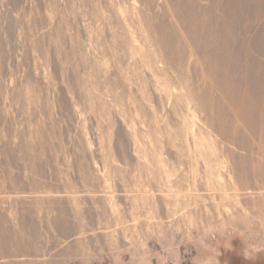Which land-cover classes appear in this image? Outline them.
Returning <instances> with one entry per match:
<instances>
[{"label": "rangeland", "instance_id": "374dc122", "mask_svg": "<svg viewBox=\"0 0 264 264\" xmlns=\"http://www.w3.org/2000/svg\"><path fill=\"white\" fill-rule=\"evenodd\" d=\"M144 9L0 0V264H264V183L199 158L213 131Z\"/></svg>", "mask_w": 264, "mask_h": 264}, {"label": "bare ground", "instance_id": "6f19581e", "mask_svg": "<svg viewBox=\"0 0 264 264\" xmlns=\"http://www.w3.org/2000/svg\"><path fill=\"white\" fill-rule=\"evenodd\" d=\"M139 1L145 8L142 25L153 35L145 43L157 48V61L180 72L176 83L213 131V154L193 142L202 149L199 158L208 164H227L238 191L251 189L254 183L260 186L264 183V1L248 0L243 5L241 0H163L161 10L156 9V0ZM36 26L34 22L30 30L36 31ZM43 43L38 38L35 49L41 50ZM217 142L223 144L222 150ZM176 159L184 161L178 154ZM188 162L194 164L191 158ZM38 189L34 183L33 192L39 193ZM45 198L35 203L57 204ZM62 223L57 219V225ZM70 234L63 231V236Z\"/></svg>", "mask_w": 264, "mask_h": 264}]
</instances>
